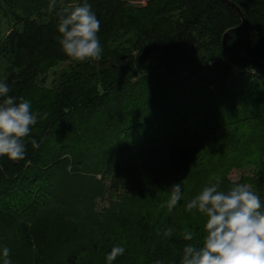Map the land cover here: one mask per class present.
Returning a JSON list of instances; mask_svg holds the SVG:
<instances>
[{"label": "trees", "instance_id": "trees-1", "mask_svg": "<svg viewBox=\"0 0 264 264\" xmlns=\"http://www.w3.org/2000/svg\"><path fill=\"white\" fill-rule=\"evenodd\" d=\"M229 1L246 20L243 30L230 35V46L264 60V0ZM80 2L56 0L50 9L51 0H0L3 81L10 94L30 100L39 113L27 140H37L40 148L28 143L24 160L0 159V209L13 210L25 192L34 197V205L16 216L14 227L25 249L11 251L12 264H52L56 256L77 264L82 253L77 246L87 238L81 237L77 218L89 216L87 207L104 189L98 180L89 185L96 178L92 171L110 176L108 189L116 192L121 178L128 191H137L150 177L170 179L169 188L180 183L200 156L197 147L173 139L156 166L149 150L155 134L163 136L179 123L217 119L226 144L238 145L234 151L248 133L253 139L248 145L258 155L250 190L264 201V65L237 59L223 43L227 32L241 26L240 15L221 0H89L101 22L102 58L80 63L47 106L34 104L42 67L73 61L59 46L57 13ZM111 85L118 87L111 91ZM219 181L222 187L227 180ZM40 194H46V202L37 203ZM143 218L138 239L146 250L154 230L150 215ZM193 235L191 242L167 241L166 251H152L141 264H180L183 246L201 243L204 233ZM51 249L55 255L49 261Z\"/></svg>", "mask_w": 264, "mask_h": 264}, {"label": "rangeland", "instance_id": "rangeland-1", "mask_svg": "<svg viewBox=\"0 0 264 264\" xmlns=\"http://www.w3.org/2000/svg\"><path fill=\"white\" fill-rule=\"evenodd\" d=\"M3 30L9 29L3 26ZM4 63V61L0 62V80H4L7 76V65ZM79 65L80 63L75 61H66L50 63L42 67L33 90V103L42 107L47 106L57 89L66 81V76L75 72ZM136 80L139 81V78ZM110 87H112L111 91H115L118 86L111 85ZM221 123L219 124L217 119L206 124L200 120H193L185 124L179 123L167 127L163 136L158 134L153 136L154 142L149 148L154 151L151 152L153 153V164L161 161L164 153L163 147L176 138L196 146L200 155L188 174L183 179L181 178L183 199L173 209L166 206L171 189L167 186L170 179L165 182L161 178L155 180L154 177H150L137 188V191H133L132 188L131 191H128L127 184L125 186L127 180L121 178L118 183L121 190L116 192L108 189L112 182L110 176L92 171L93 173L90 174H96V178H90L89 185L93 184L94 180H98L103 184L104 189L103 194H96L92 203L87 207L89 216H83L81 213V218H77L78 214H76L77 221H80L77 228L82 230L81 237L87 236L86 239L82 238L83 240L77 246V249L79 247L82 252L78 254L77 264H106L105 257L114 246H123L125 253L118 257L113 264H141L142 259L148 258L152 251L156 253L166 251V247L169 246L166 242L183 237L182 233L188 229H191L193 234L199 230L203 234L204 217L196 210L187 211L183 205L205 186L222 178L227 180L222 187L220 186L222 190L226 191L238 183L247 184L251 189L249 179H252L256 172L254 163L258 156L254 155L256 151L253 146L248 145V141H253V139L246 133V137L234 151L232 147L238 145H227L221 130L217 131ZM139 147L141 146L139 145ZM109 157L111 155H108V160ZM95 160L99 159L95 158ZM26 193L18 197L19 199L16 200L18 204L10 206L12 209L14 208L13 210L4 212L3 209H0L4 213L0 214V247L7 246L11 251H19L24 248L14 226L16 216L34 205L30 204L34 197L30 198V193ZM45 195L40 194L35 197L37 203L46 202L48 197ZM1 201L3 202L0 200V203H2ZM4 203L8 204L9 201H4ZM31 210L32 208H30ZM148 214L151 217L149 223H152L154 234L151 237L153 242L151 240L148 249L145 250L138 239V221L139 217H147ZM171 214V222L169 220L167 225L166 217ZM167 229H172L170 235L166 234ZM52 252L53 249L47 253L49 261L55 255L51 254ZM56 257L57 259H52V264H68L65 258L63 260L59 256Z\"/></svg>", "mask_w": 264, "mask_h": 264}, {"label": "clouds", "instance_id": "clouds-1", "mask_svg": "<svg viewBox=\"0 0 264 264\" xmlns=\"http://www.w3.org/2000/svg\"><path fill=\"white\" fill-rule=\"evenodd\" d=\"M55 3L51 0L50 9ZM57 15L58 43L63 54L78 63L100 60L101 22L89 0L64 6ZM10 93V85L0 80V159L22 161L28 143L33 149L40 148L37 140H27L39 113L32 110L30 100ZM182 199V184H173L166 206L173 209ZM183 206L204 217V235L201 243L183 246L180 264H264V201L247 184L238 183L225 191L217 180ZM171 232L166 230L168 235ZM182 236L184 241L194 239L191 229ZM124 253L123 246H114L105 257L106 264H113ZM0 264H12L7 246L0 247Z\"/></svg>", "mask_w": 264, "mask_h": 264}, {"label": "water", "instance_id": "water-1", "mask_svg": "<svg viewBox=\"0 0 264 264\" xmlns=\"http://www.w3.org/2000/svg\"><path fill=\"white\" fill-rule=\"evenodd\" d=\"M221 1L224 2L226 5H228L230 8H232L238 15H240L239 17L242 20L241 26H239L238 28L232 29L226 33L224 37V41H223L224 47L227 49L229 54H231L232 56L236 57L237 59L243 62H247V63L254 64V65H264V60H256V59L245 57L244 55L239 54L237 51H235L230 46V42H229L230 35L243 30L246 26V20H245L243 12L238 6H236L234 3L230 2L229 0H221Z\"/></svg>", "mask_w": 264, "mask_h": 264}]
</instances>
